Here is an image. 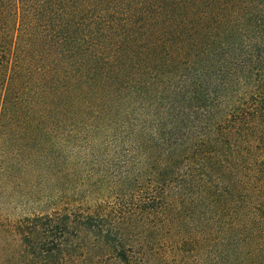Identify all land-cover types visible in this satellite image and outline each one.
Masks as SVG:
<instances>
[{
    "label": "trees",
    "instance_id": "16d2710c",
    "mask_svg": "<svg viewBox=\"0 0 264 264\" xmlns=\"http://www.w3.org/2000/svg\"><path fill=\"white\" fill-rule=\"evenodd\" d=\"M2 135L45 203L111 199L22 217L32 258L264 264V0H0Z\"/></svg>",
    "mask_w": 264,
    "mask_h": 264
},
{
    "label": "rangeland",
    "instance_id": "374dc122",
    "mask_svg": "<svg viewBox=\"0 0 264 264\" xmlns=\"http://www.w3.org/2000/svg\"><path fill=\"white\" fill-rule=\"evenodd\" d=\"M18 160L16 162L6 137L0 136V264H121L109 253L106 247L100 245L92 237L84 238V241L79 239L80 236L74 238L77 240L76 242H79L77 245L75 244V249H71L69 255L60 257L58 260H50L39 254L32 258L27 254L16 230V223L22 217L29 216L32 212H45L52 207L63 206L62 202L70 206L81 204L83 209L94 208L95 206L98 207V210L100 208L105 209L109 208L106 201L111 199L104 197L105 202L102 201L103 196L108 194L106 187L102 186L99 191L89 192L87 190L91 188V185L87 183L77 185L71 182L65 187L69 193L66 199L64 198L62 202L60 201L55 205L52 200L45 203V196L49 192H43L40 182H27L22 171V159L19 156ZM30 186L35 190H31ZM169 235L171 239L166 233H163L161 237L167 240L166 244L160 247L155 245L158 248L149 254L147 253V256L150 257L148 264H173L172 259L165 262L163 257L166 252L170 255L165 248L169 247L172 238H176L177 233L173 232ZM183 256V253H179L177 261L180 262L184 259L186 264H198L197 260L200 259V263H203L202 259H205L202 252L199 253L197 259H192L191 255H185L187 258Z\"/></svg>",
    "mask_w": 264,
    "mask_h": 264
}]
</instances>
